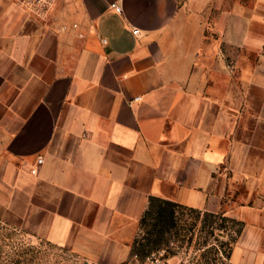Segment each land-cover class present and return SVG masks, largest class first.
Here are the masks:
<instances>
[{
  "label": "crops",
  "instance_id": "1",
  "mask_svg": "<svg viewBox=\"0 0 264 264\" xmlns=\"http://www.w3.org/2000/svg\"><path fill=\"white\" fill-rule=\"evenodd\" d=\"M158 201L264 264V0H0V224L127 264Z\"/></svg>",
  "mask_w": 264,
  "mask_h": 264
},
{
  "label": "rangeland",
  "instance_id": "2",
  "mask_svg": "<svg viewBox=\"0 0 264 264\" xmlns=\"http://www.w3.org/2000/svg\"><path fill=\"white\" fill-rule=\"evenodd\" d=\"M239 226L221 215L154 202L140 224L135 252H163L171 263L230 264ZM0 264H83L70 250L0 224Z\"/></svg>",
  "mask_w": 264,
  "mask_h": 264
},
{
  "label": "built area",
  "instance_id": "3",
  "mask_svg": "<svg viewBox=\"0 0 264 264\" xmlns=\"http://www.w3.org/2000/svg\"><path fill=\"white\" fill-rule=\"evenodd\" d=\"M59 0H14V4L33 18L46 22L56 9ZM111 9L116 13L121 14L123 9L120 5L113 3ZM135 35L139 34L138 30L133 32ZM44 160L39 158L38 164L42 165ZM127 264H176L171 263L163 252H152L146 256H142L139 253H134ZM177 264H188L186 262H180Z\"/></svg>",
  "mask_w": 264,
  "mask_h": 264
},
{
  "label": "trees",
  "instance_id": "4",
  "mask_svg": "<svg viewBox=\"0 0 264 264\" xmlns=\"http://www.w3.org/2000/svg\"><path fill=\"white\" fill-rule=\"evenodd\" d=\"M169 204H172V203H169ZM172 205H174V206H177V205H175V204H172ZM177 207H179V206H177ZM135 253H137V252H135ZM149 254V253H148ZM141 255V254H140ZM147 255V254H146ZM146 255H142V256H146Z\"/></svg>",
  "mask_w": 264,
  "mask_h": 264
}]
</instances>
